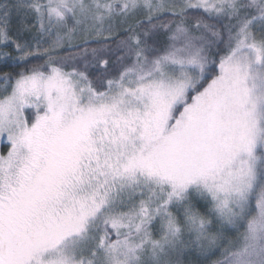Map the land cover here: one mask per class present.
Returning <instances> with one entry per match:
<instances>
[{"label": "snow or ice", "instance_id": "snow-or-ice-1", "mask_svg": "<svg viewBox=\"0 0 264 264\" xmlns=\"http://www.w3.org/2000/svg\"><path fill=\"white\" fill-rule=\"evenodd\" d=\"M0 63V264H264V0H0Z\"/></svg>", "mask_w": 264, "mask_h": 264}, {"label": "trees", "instance_id": "trees-1", "mask_svg": "<svg viewBox=\"0 0 264 264\" xmlns=\"http://www.w3.org/2000/svg\"><path fill=\"white\" fill-rule=\"evenodd\" d=\"M95 46V45H93ZM16 71H19L18 68H12V67H5L3 63H0V74H3L4 72H12L15 73ZM216 257H213L215 259Z\"/></svg>", "mask_w": 264, "mask_h": 264}, {"label": "rangeland", "instance_id": "rangeland-1", "mask_svg": "<svg viewBox=\"0 0 264 264\" xmlns=\"http://www.w3.org/2000/svg\"><path fill=\"white\" fill-rule=\"evenodd\" d=\"M6 151H7L6 146H4L2 142H0V152H6Z\"/></svg>", "mask_w": 264, "mask_h": 264}]
</instances>
